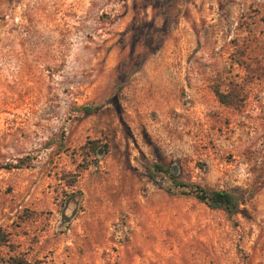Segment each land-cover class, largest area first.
Returning <instances> with one entry per match:
<instances>
[{"label": "rangeland", "instance_id": "1", "mask_svg": "<svg viewBox=\"0 0 264 264\" xmlns=\"http://www.w3.org/2000/svg\"><path fill=\"white\" fill-rule=\"evenodd\" d=\"M0 264H264V0H0Z\"/></svg>", "mask_w": 264, "mask_h": 264}, {"label": "trees", "instance_id": "2", "mask_svg": "<svg viewBox=\"0 0 264 264\" xmlns=\"http://www.w3.org/2000/svg\"><path fill=\"white\" fill-rule=\"evenodd\" d=\"M83 110L85 113L89 114L94 111V108L84 107ZM82 149L86 150L84 153L85 156L89 157L91 154L94 155V158L89 160L84 159L83 169H86L91 163L97 164L95 155H106L108 146L106 143H101L100 140H92L88 141ZM23 161L24 160H21L19 165H22V163H24ZM16 168H19V166ZM172 183L181 195L194 198L210 210L222 211L228 219H232L237 215L243 204L244 196L241 189L220 190L195 184H184L177 181Z\"/></svg>", "mask_w": 264, "mask_h": 264}]
</instances>
